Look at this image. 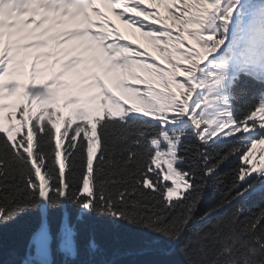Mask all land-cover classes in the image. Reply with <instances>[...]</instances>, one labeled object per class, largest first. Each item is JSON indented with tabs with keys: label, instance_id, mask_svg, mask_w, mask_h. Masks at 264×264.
Returning <instances> with one entry per match:
<instances>
[{
	"label": "snow or ice",
	"instance_id": "snow-or-ice-1",
	"mask_svg": "<svg viewBox=\"0 0 264 264\" xmlns=\"http://www.w3.org/2000/svg\"><path fill=\"white\" fill-rule=\"evenodd\" d=\"M149 3L0 0L5 264H264V0Z\"/></svg>",
	"mask_w": 264,
	"mask_h": 264
},
{
	"label": "trees",
	"instance_id": "trees-1",
	"mask_svg": "<svg viewBox=\"0 0 264 264\" xmlns=\"http://www.w3.org/2000/svg\"><path fill=\"white\" fill-rule=\"evenodd\" d=\"M160 8L158 9L160 14L163 16H167V12L165 11V7L162 4H157ZM153 8V7H149ZM168 22H171L170 20ZM124 27L127 25L124 24ZM133 30V34L129 37L127 41H131L134 45H139L141 49L147 50L153 56H157V52L154 50L151 44L147 42V40L141 35L139 31L135 28H131ZM264 148V145L258 146V150L256 152L257 157L260 156L259 149ZM253 209L255 208V204L252 205ZM69 212H74L75 210L69 207ZM98 236L101 242L109 245V246H117V245H127L132 243L136 238L128 233H117L115 230L105 226L102 222L97 226ZM19 237L17 231L13 229V226L9 225L7 228L0 233V264H5L6 261L10 260L9 251L11 247L18 243ZM128 259H136L140 261H153L163 259L162 257L156 256H143V257H129Z\"/></svg>",
	"mask_w": 264,
	"mask_h": 264
},
{
	"label": "rangeland",
	"instance_id": "rangeland-1",
	"mask_svg": "<svg viewBox=\"0 0 264 264\" xmlns=\"http://www.w3.org/2000/svg\"><path fill=\"white\" fill-rule=\"evenodd\" d=\"M101 10H103V9H101Z\"/></svg>",
	"mask_w": 264,
	"mask_h": 264
}]
</instances>
